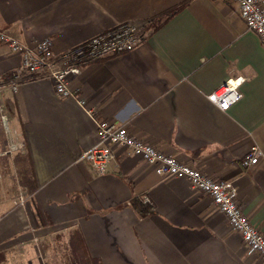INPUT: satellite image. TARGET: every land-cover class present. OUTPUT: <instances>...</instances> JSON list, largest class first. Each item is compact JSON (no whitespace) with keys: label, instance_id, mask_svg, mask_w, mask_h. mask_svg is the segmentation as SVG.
Returning <instances> with one entry per match:
<instances>
[{"label":"crops","instance_id":"obj_1","mask_svg":"<svg viewBox=\"0 0 264 264\" xmlns=\"http://www.w3.org/2000/svg\"><path fill=\"white\" fill-rule=\"evenodd\" d=\"M173 10L133 51L81 65L70 79L77 98L59 97L50 80L25 81L15 91L12 72L22 58L0 42V146L21 147L12 163L22 164L26 200L0 206V264L15 250L33 261L59 259L60 246L76 264L74 233L99 264H264L188 181L158 176L127 148L117 149L103 175L80 160L98 141L97 120L124 125L177 160L235 183L243 212L264 234V157L242 165L253 147L264 153V46L234 0H0V33L30 47L49 38L60 56L118 24ZM237 77L245 79L238 103L223 111L208 100ZM24 164L29 171L21 174ZM144 199L153 212L142 217L131 203Z\"/></svg>","mask_w":264,"mask_h":264},{"label":"built area","instance_id":"obj_2","mask_svg":"<svg viewBox=\"0 0 264 264\" xmlns=\"http://www.w3.org/2000/svg\"><path fill=\"white\" fill-rule=\"evenodd\" d=\"M234 1L239 7L240 17L246 27L258 36L264 46V0ZM150 30L151 24L147 21L124 22L60 56L55 54L54 43L49 38L30 47L2 32L0 42L22 58L21 65L12 72L15 91L25 81L50 80L54 82L59 97L77 98V91L71 88L70 79L81 74V65L109 53L133 51L147 40ZM244 81L243 77L228 79L208 96V100L223 111L229 110L242 99L241 86ZM78 100L83 103L81 99ZM89 114L95 118V112ZM96 125L98 141L81 156L80 160L89 161L97 174H106L109 164L116 159L117 149L127 148L133 155L151 166L158 176L186 180L195 190L210 196L226 216L231 230L239 234L248 249L252 253H257L264 261V234L243 212L235 183L217 180L195 166L177 160L132 135L124 125L106 120H97ZM263 157V151L255 146L244 157L242 165L246 168L254 167ZM25 201V197L20 196L15 205L23 206ZM144 202L150 203L148 199H144Z\"/></svg>","mask_w":264,"mask_h":264},{"label":"rangeland","instance_id":"obj_3","mask_svg":"<svg viewBox=\"0 0 264 264\" xmlns=\"http://www.w3.org/2000/svg\"><path fill=\"white\" fill-rule=\"evenodd\" d=\"M10 125V122H9ZM20 146H17V143H10V145L5 144L3 146H0V206L3 204H11L13 206L14 200L19 201L20 194H24L22 192V189L20 185L24 184L21 183L23 177H20L19 170L21 165H19V168L15 169V164L12 163V159L15 156V154L18 150H20ZM25 171H29V165H23L21 169V174H26ZM22 178V179H21ZM24 180V179H23ZM29 180V178H25V181ZM27 183V182H26ZM10 200V202H9ZM15 207V206H14ZM15 246V245H14ZM24 247H21L20 249H23ZM61 248V254L60 258H50V256L45 257V255L41 254L38 255L36 260H31L30 257H26L25 252L21 250H15L14 253H11L9 257V261L7 264H69L68 260V254L64 251L66 249L63 246H60ZM14 250V249H13ZM59 251V250H57ZM55 251L53 255L56 257ZM29 252H32L30 248H27V254ZM37 252V251H36ZM35 252V253H36ZM0 259L4 262L6 260L5 253L0 254ZM5 262V263H6ZM78 264V263H77Z\"/></svg>","mask_w":264,"mask_h":264},{"label":"trees","instance_id":"obj_4","mask_svg":"<svg viewBox=\"0 0 264 264\" xmlns=\"http://www.w3.org/2000/svg\"><path fill=\"white\" fill-rule=\"evenodd\" d=\"M175 10L168 13L164 18L159 20H148L151 24L153 23V30H157L162 27L169 19H171L175 15ZM131 205L139 212L142 217L148 216L152 214L153 208L148 205V203L143 204L140 200H134ZM70 247L72 251L73 261L76 264H99V260L91 257L85 247L82 237L78 233H74L71 236Z\"/></svg>","mask_w":264,"mask_h":264}]
</instances>
